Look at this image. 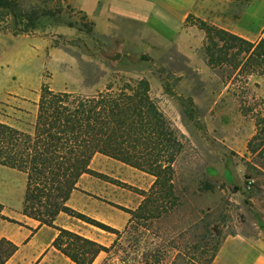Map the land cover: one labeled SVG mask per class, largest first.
<instances>
[{"label": "rangeland", "instance_id": "obj_1", "mask_svg": "<svg viewBox=\"0 0 264 264\" xmlns=\"http://www.w3.org/2000/svg\"><path fill=\"white\" fill-rule=\"evenodd\" d=\"M15 4L12 10L0 7L1 33L19 35L18 30H29L28 33L51 35L52 47L75 61L68 65L55 57L45 62L28 39L0 37V95L8 88L27 93L42 82V87L47 85L54 91L88 96L110 84L118 89L125 83L145 79L150 84L151 98L177 131L183 150L174 164V183L181 205L149 224L148 230L142 229L147 244L154 239L178 241L184 237L179 242L201 244L206 258L228 236H264V218L255 202L264 190L260 187L264 186V97L256 94L257 82L264 75L263 57L247 53L248 46L238 44V48L227 52L217 51L225 58L224 63L210 67L204 32L199 45L198 38L189 41L194 43L190 45V59L176 43L167 45L158 38L150 37L136 46L118 36L89 34V20L67 0H21ZM33 23L35 28L30 27ZM194 24L199 26L190 20L186 27ZM58 25L72 27L75 33L57 35L54 30ZM181 47L191 50L186 44ZM6 73L14 75L15 80H3ZM4 99L0 100V120L9 124L21 120L25 129L30 128L34 106L28 105L30 116H20L10 106L18 108L23 102ZM94 159L93 170L138 190H148L155 180L148 173L109 157L97 155ZM17 185L22 186L21 176ZM10 186L0 184V195L4 196ZM78 186L81 200L73 209L120 231H124L131 215L117 206L134 210L142 201L135 189L92 175H84ZM16 190L13 204H18L22 196L21 190ZM65 218L66 222L58 224L106 246L117 238L75 218ZM215 226L223 232L221 239L214 236ZM50 235L49 230L41 234L45 238ZM146 252L148 248L143 253ZM178 253L171 250L166 264ZM108 258L101 253L94 264H110ZM116 263L123 264L119 259Z\"/></svg>", "mask_w": 264, "mask_h": 264}, {"label": "trees", "instance_id": "obj_2", "mask_svg": "<svg viewBox=\"0 0 264 264\" xmlns=\"http://www.w3.org/2000/svg\"><path fill=\"white\" fill-rule=\"evenodd\" d=\"M19 1L0 0V7L12 10ZM197 22L206 35L205 56L210 67L224 63L225 58L217 51L227 52L238 48V44L247 45V53L264 58V40L253 44L204 21ZM30 27L35 28L34 23ZM17 32L28 33L29 30ZM93 32L92 26L88 33ZM182 150L177 131L151 98L150 84L145 79L125 83L118 89L110 84L105 90L88 96L54 91L44 85L37 103L35 122L30 128L21 129L0 121V165L27 176L23 214L38 221L40 227L46 225L57 229L59 235L53 247L75 264H94L101 253L108 255L110 264H117V259L123 264H166L171 250L179 253L170 264H213L223 242L204 258L207 253L201 244L189 246L184 241L186 245L179 242L184 237H179L178 241L158 239L157 242L154 239L147 244L146 233L142 230H148L149 224L181 205L174 183V164ZM97 155L148 173L155 180L148 190H138L114 180L91 168ZM84 175L124 185L142 196L134 210L117 206L131 215L124 231L68 205L73 192L79 190L78 185ZM0 209L2 211V206ZM60 214L117 238L106 246L71 229L58 227L55 222ZM212 229L214 236L221 239L223 232L217 226ZM147 248L148 252L143 253ZM17 249L18 246L12 242L0 240V264H5Z\"/></svg>", "mask_w": 264, "mask_h": 264}, {"label": "crops", "instance_id": "obj_3", "mask_svg": "<svg viewBox=\"0 0 264 264\" xmlns=\"http://www.w3.org/2000/svg\"><path fill=\"white\" fill-rule=\"evenodd\" d=\"M67 4L89 20L97 36L107 38L118 36L121 40L132 41L136 46L144 44L150 37L158 38L167 45L176 43L189 58L193 57L190 45L194 44L189 41L198 38L199 45L200 39L204 37L203 31L197 25L186 27L190 20L204 21L253 44L264 40V0H67ZM54 31L55 34L65 37L75 33L72 27L63 28L60 25ZM0 37L28 39L37 46L36 53L43 55L42 61L45 62L55 57L68 65L75 61L64 51L52 47L54 37L51 35L37 32L13 35L0 32ZM184 40L186 43L183 42ZM183 44L191 50H183L181 47ZM2 79L11 81V79L15 80V76L6 73ZM257 83L256 94L264 97V75ZM41 87L42 82L34 90L29 88L27 93L8 88L0 95V100L4 101V98L10 97L23 102L18 108L10 106L15 108L20 116H30L28 105H33L35 114L29 125L31 126L35 122ZM9 125L24 129L26 124L16 120L15 124ZM20 176L22 186L17 185V178ZM0 184L11 185L4 196L0 195V206L3 208L0 216L18 222H9L0 217V240L6 239L18 246L17 251L5 264H75L53 247L59 235L57 229L46 225L40 227L38 221L23 214L27 190L26 174L0 165ZM260 187L264 189V186ZM16 188L21 190L22 196L18 204H13L11 202L13 198L15 200ZM78 193L79 190H75L68 202L72 208L81 200ZM255 200L259 213L264 218V190ZM65 215L60 214L55 225L70 229L66 225L58 224V221L66 222ZM44 230L51 232L48 238L41 236ZM213 264H264V236L259 234L257 237H251L237 233L226 237Z\"/></svg>", "mask_w": 264, "mask_h": 264}]
</instances>
